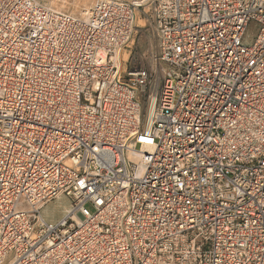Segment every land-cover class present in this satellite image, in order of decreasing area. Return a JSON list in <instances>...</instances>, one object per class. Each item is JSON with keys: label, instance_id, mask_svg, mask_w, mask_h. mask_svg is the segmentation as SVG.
<instances>
[{"label": "built area", "instance_id": "built-area-1", "mask_svg": "<svg viewBox=\"0 0 264 264\" xmlns=\"http://www.w3.org/2000/svg\"><path fill=\"white\" fill-rule=\"evenodd\" d=\"M0 264H264V0H0Z\"/></svg>", "mask_w": 264, "mask_h": 264}, {"label": "rangeland", "instance_id": "rangeland-1", "mask_svg": "<svg viewBox=\"0 0 264 264\" xmlns=\"http://www.w3.org/2000/svg\"><path fill=\"white\" fill-rule=\"evenodd\" d=\"M42 4L49 8L65 11L70 14L79 15L82 9L90 7L95 0H39ZM137 25L142 29H138L134 34V40L129 43L127 50L122 52L121 70L129 69L135 66H147L148 60L156 51L155 38L150 34L144 25V21L140 18L136 20ZM257 26L250 23L246 28L245 39L250 40L256 33ZM69 202L66 197H59L48 202L42 210V215L49 222H55L65 213V207Z\"/></svg>", "mask_w": 264, "mask_h": 264}, {"label": "bare ground", "instance_id": "bare-ground-1", "mask_svg": "<svg viewBox=\"0 0 264 264\" xmlns=\"http://www.w3.org/2000/svg\"><path fill=\"white\" fill-rule=\"evenodd\" d=\"M86 9H87V8L82 9V12L85 11ZM123 53H124V52H123ZM66 209H67V207H65L64 210L66 211Z\"/></svg>", "mask_w": 264, "mask_h": 264}]
</instances>
